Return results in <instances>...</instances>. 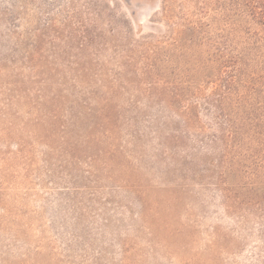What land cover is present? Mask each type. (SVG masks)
Returning a JSON list of instances; mask_svg holds the SVG:
<instances>
[{
	"label": "rangeland",
	"instance_id": "obj_1",
	"mask_svg": "<svg viewBox=\"0 0 264 264\" xmlns=\"http://www.w3.org/2000/svg\"><path fill=\"white\" fill-rule=\"evenodd\" d=\"M0 264H264V0H0Z\"/></svg>",
	"mask_w": 264,
	"mask_h": 264
},
{
	"label": "trees",
	"instance_id": "obj_2",
	"mask_svg": "<svg viewBox=\"0 0 264 264\" xmlns=\"http://www.w3.org/2000/svg\"><path fill=\"white\" fill-rule=\"evenodd\" d=\"M227 74H230V72H229V73H227Z\"/></svg>",
	"mask_w": 264,
	"mask_h": 264
}]
</instances>
